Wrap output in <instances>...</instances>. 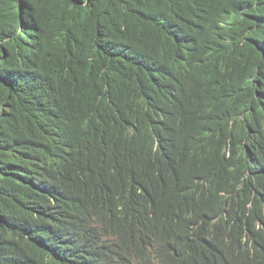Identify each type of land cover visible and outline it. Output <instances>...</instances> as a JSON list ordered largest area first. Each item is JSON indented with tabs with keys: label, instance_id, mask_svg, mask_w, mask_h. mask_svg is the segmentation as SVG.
Returning <instances> with one entry per match:
<instances>
[{
	"label": "trees",
	"instance_id": "trees-1",
	"mask_svg": "<svg viewBox=\"0 0 264 264\" xmlns=\"http://www.w3.org/2000/svg\"><path fill=\"white\" fill-rule=\"evenodd\" d=\"M14 8L39 29L31 48L16 31ZM186 25L203 35L192 57L181 54L184 41L175 33H186ZM259 39L264 0H0V188L10 189L0 198V217L10 219L7 231L23 240L19 218L33 214V202L43 195L37 182L61 148L58 118L80 133L75 144L103 154L126 127L138 126L147 137L148 117L166 100H149L142 87L177 58L186 70L177 104L196 106L206 124L219 114L233 120L230 147L240 168L250 153L264 154ZM36 153L31 184L13 189ZM71 157L69 147L54 182L67 178ZM15 255L10 264L22 260L15 262Z\"/></svg>",
	"mask_w": 264,
	"mask_h": 264
},
{
	"label": "clouds",
	"instance_id": "clouds-1",
	"mask_svg": "<svg viewBox=\"0 0 264 264\" xmlns=\"http://www.w3.org/2000/svg\"><path fill=\"white\" fill-rule=\"evenodd\" d=\"M14 16L31 48L38 27L15 8ZM186 29L175 33L184 41L181 54L192 57L203 35ZM254 43L264 70V39ZM185 71L177 58L152 76L142 94L166 103L148 117L147 137L138 126L126 127L110 153L75 144L80 133L58 118L61 148L37 182L43 195L33 214L19 218L23 240L7 231L10 219L0 217V238L7 240L0 264H10L13 253L19 264H264V154L250 153L240 168L230 147L233 120L219 114L206 124L196 106L177 104ZM221 124V131L209 129ZM69 147V174L54 182ZM37 161L36 153L13 189L28 188ZM9 192L0 188V198Z\"/></svg>",
	"mask_w": 264,
	"mask_h": 264
},
{
	"label": "bare ground",
	"instance_id": "bare-ground-1",
	"mask_svg": "<svg viewBox=\"0 0 264 264\" xmlns=\"http://www.w3.org/2000/svg\"><path fill=\"white\" fill-rule=\"evenodd\" d=\"M113 178V177H112Z\"/></svg>",
	"mask_w": 264,
	"mask_h": 264
}]
</instances>
